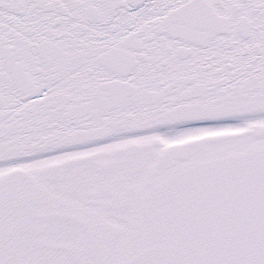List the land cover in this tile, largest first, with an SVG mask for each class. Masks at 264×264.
I'll list each match as a JSON object with an SVG mask.
<instances>
[{"label":"snow or ice","instance_id":"snow-or-ice-1","mask_svg":"<svg viewBox=\"0 0 264 264\" xmlns=\"http://www.w3.org/2000/svg\"><path fill=\"white\" fill-rule=\"evenodd\" d=\"M0 264H264V0H0Z\"/></svg>","mask_w":264,"mask_h":264}]
</instances>
